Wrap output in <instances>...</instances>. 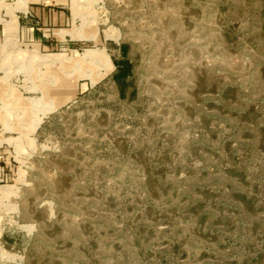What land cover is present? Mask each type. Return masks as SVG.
Wrapping results in <instances>:
<instances>
[{
    "label": "rangeland",
    "instance_id": "obj_1",
    "mask_svg": "<svg viewBox=\"0 0 264 264\" xmlns=\"http://www.w3.org/2000/svg\"><path fill=\"white\" fill-rule=\"evenodd\" d=\"M0 264H264V0H0Z\"/></svg>",
    "mask_w": 264,
    "mask_h": 264
},
{
    "label": "bare ground",
    "instance_id": "obj_2",
    "mask_svg": "<svg viewBox=\"0 0 264 264\" xmlns=\"http://www.w3.org/2000/svg\"><path fill=\"white\" fill-rule=\"evenodd\" d=\"M92 55V54H91Z\"/></svg>",
    "mask_w": 264,
    "mask_h": 264
}]
</instances>
